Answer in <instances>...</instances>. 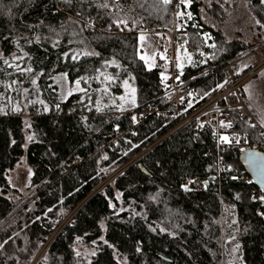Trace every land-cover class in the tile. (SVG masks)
I'll list each match as a JSON object with an SVG mask.
<instances>
[{
	"label": "trees",
	"instance_id": "obj_1",
	"mask_svg": "<svg viewBox=\"0 0 264 264\" xmlns=\"http://www.w3.org/2000/svg\"><path fill=\"white\" fill-rule=\"evenodd\" d=\"M3 2L13 4V0ZM218 2H211L213 17ZM104 3L109 6L99 7ZM240 4L252 16L257 35L264 37V27L256 24L257 20L264 24V2L241 0ZM201 5L200 0L190 2L193 20L201 29L187 24L185 30L189 44L208 54L204 69L237 56L251 42L229 39L221 27L206 24ZM172 12L173 7L161 0H15L10 16L0 14V52L10 63L34 70L20 75L0 60V68L6 69L0 72V108L8 113H0V242L11 237L0 249V264H31L48 241L36 264H264V216L257 212L258 207L264 212V205L257 187L236 174L237 168L243 169L238 149L220 153L226 170L219 175L213 131L188 124L130 162L179 117L150 115L133 126V116L118 115L115 98L124 78L136 89V103L144 105L161 104L154 98L162 83L159 67L147 68L139 59L135 29L117 32L115 22L140 18L159 26L170 22ZM88 20L99 30L87 27ZM133 27L139 28L138 23ZM202 30L215 47L207 45ZM83 45L100 55H81L73 61L72 50ZM25 52L28 56L22 60H12L13 54ZM103 60L119 64L114 82L103 76L87 83L82 80L87 94L74 92L62 98L54 76L67 73L71 82L99 76ZM39 72L44 75L36 90L30 79ZM224 79V72L218 71L197 85L196 95L210 96ZM12 80L17 85L5 89ZM105 87L107 94L102 91ZM15 88H28L29 94ZM97 101L103 111L96 110ZM17 104L21 111H11ZM230 118L234 131L261 142L235 114ZM21 159L31 169L29 189L34 190L16 205L13 196L20 192L9 185L7 176ZM119 167L122 171L105 183ZM188 177L201 178L204 189L184 190L181 183ZM77 243L96 254L88 259L77 256ZM237 243L239 250L232 252Z\"/></svg>",
	"mask_w": 264,
	"mask_h": 264
},
{
	"label": "built area",
	"instance_id": "obj_2",
	"mask_svg": "<svg viewBox=\"0 0 264 264\" xmlns=\"http://www.w3.org/2000/svg\"><path fill=\"white\" fill-rule=\"evenodd\" d=\"M161 1L163 2V0ZM170 4L178 9L181 8L180 0H171ZM89 26L94 30L98 29L92 24H89ZM138 33L165 34L169 38V44L164 53V67H159L160 72L163 73L161 76L162 91L154 98V100L159 99L161 104H147L142 109H137L134 112H131L136 117V122H133L132 125L135 126L139 124L150 115H159L167 118L179 117V120L169 131L161 135L146 149L136 155L133 158V161L137 160L145 152L150 150L154 145L161 142L173 131L188 124H193L195 129L208 128L213 131L215 147L217 149V171L219 175L221 171L226 170L223 168L220 157V153L223 150L238 149L241 151L243 149L250 148L264 152V136L261 135V133H264V127L260 126L261 117L256 113L250 103L242 98L240 91L242 84L250 75H252L253 71H248L243 74L240 73L237 65L235 64L236 61L239 60H236L234 57L230 60H227L222 65L219 64L209 68L201 74L189 75L187 74V71L190 70L187 68L189 66L187 63L183 64L181 60L177 59L179 55V49L176 48L177 52L175 49V45L177 46V37L186 40L181 29H177L175 26H173L172 29L168 31L157 30L143 26L141 30L138 31ZM182 53L187 52L183 50ZM189 61L191 60L189 59ZM177 64L183 66V75L180 76V81L176 80V76L180 73V70L177 68ZM262 67H264V65H262ZM218 71H222L225 74V79L221 83L223 87H217L214 93L209 97H198L196 95V86L203 80L216 74ZM204 73H207V75H204ZM165 77L167 78L165 79ZM225 81H227V83H225ZM181 97L184 98L183 101L181 100ZM129 113L130 112H127V114ZM231 114H235L239 120L245 122L247 125L255 124L256 127L251 128L255 130L261 139V142H251L245 134L234 131L233 125L230 128L221 127V121H223L225 124L231 122ZM201 124L203 127L200 126ZM221 135H228L229 138L233 140V142L231 144L221 142ZM235 138H239L240 143H235ZM236 174L241 180L252 182L251 177L245 172L244 169L237 168ZM190 181L192 183H190ZM185 185H187L190 191L204 189V182L198 177L184 178L181 183V187L184 190ZM260 197H264V191L258 189V198ZM259 200L260 205H264V201L261 199ZM257 212L259 215L260 213H264L261 211L260 207L257 208Z\"/></svg>",
	"mask_w": 264,
	"mask_h": 264
},
{
	"label": "rangeland",
	"instance_id": "obj_3",
	"mask_svg": "<svg viewBox=\"0 0 264 264\" xmlns=\"http://www.w3.org/2000/svg\"><path fill=\"white\" fill-rule=\"evenodd\" d=\"M200 1L202 2V5L200 7L201 19L206 24L212 25L213 27H218V26L221 27L223 29L225 35L229 39L237 38V39H241L243 41L251 42V44L248 46V48L246 50H244L242 53L238 54L237 56H234L236 58V60H239V61L235 60L236 61L235 64L237 65L238 70L242 71L243 69L248 68L249 66H254L255 68H259V65L264 63V37L257 35V30L254 29V26H255L254 23L255 22H254L252 16L249 15L246 10H242L243 6H240L241 0H236V2H233L234 0H220V2H218L219 6L216 7L214 10L215 11L214 17L211 15L212 8H214V7H212V4H211L212 0H200ZM169 5H171L173 7V12L171 14V20L169 23H162L159 26H150V25H147L140 18H137L135 20H129L127 22V27H125L124 24H120L117 32H123L124 33L127 30V28L132 29V30L135 29V31H133V32H135L138 35V43H139V46L141 48L142 42L139 41V36L141 35V33H138V31H140L143 26L153 28V29H157V30H168V31L171 30L173 26H175L177 29L182 30V32H183L182 34L186 38V40H184V39H180L179 37H177L176 38L177 46L175 45V49L176 48L179 49V53H178L179 55H178L177 59L181 60V62L183 64L187 63V65L189 67H191V68L187 67L188 69H190L189 71H187V74L190 75L191 71H194L193 73L198 75V74L205 72L209 68H212V67H209V68L201 69V67H204L207 63V62L203 63V61L207 60L208 54L205 53L202 49L197 48L198 46L194 47V46L189 44V36H188L187 31L185 30L187 27L186 25L191 24L192 27H194V26L198 27L197 30L201 29L194 22L192 15H191V19H189V17H188V13L191 14L190 3H188V2L183 3V4L181 3L180 9L176 8L175 6H173L170 3H169ZM181 12L184 13V15L178 16L177 13H181ZM214 19H215V21H214ZM192 20H193V23H190V21H192ZM116 22H118V20ZM116 22H115V24L117 25ZM137 23L139 25V28L136 29L133 26H136ZM89 24H92L94 27H97L96 24H94L92 21H89V20L86 21L85 25L87 27H90ZM90 29H92V28L90 27ZM121 29H123V30H121ZM92 30H94V29H92ZM97 30H99V29H97ZM202 31L204 34L207 33L205 30H202ZM202 31L200 32L201 34H202ZM144 35L146 37V41L143 43H145V44L151 43L156 48L155 56L152 55L151 49H148V48H141L140 49V52H141V53L139 52L140 55H145V53H146V59H147V57H152L151 59H148L147 64L145 63L144 60H142V61H144L145 66L147 68H154L157 66L158 67H164V62H165L164 53L166 51V48L168 47L169 38L167 37V35L160 34V33H156V34L147 33ZM204 37L205 36H203V38ZM204 40H205V42H207V45L209 47H211L210 46V45H212L211 39H205L204 38ZM177 49H176V52H177ZM183 50H185L187 53H182ZM84 51H91V49H89L86 45H83L81 48H75L71 52V57H72V55H74L76 53H80L79 56H81V55H83ZM189 59L191 61H189ZM230 59H232V58H230ZM105 61L111 62L113 60L101 61V65H100L101 69L97 73L99 74L100 72H104L105 76L110 75L115 79L114 74L117 71H119L120 66L117 67L118 63L116 62V64H109V66L105 67V64H104ZM226 61H224V62H226ZM224 62L220 63V65H222ZM245 65H246V67H245ZM61 74H63V73H61ZM61 74H58L54 77L60 76ZM162 74L163 73L161 72V76H162ZM105 76H103L104 80H105ZM124 80H127V79L124 78L122 80V83H121L122 91L118 95V97L124 96L127 93L128 97L130 99L131 98L130 88H132V87L129 84L130 88L126 89L123 86ZM259 81H261L260 87L258 89H256L254 86L256 84L258 85ZM53 82L56 84L57 89L60 92V94L64 97H67L68 92L72 88L75 87L74 83L69 81L68 77L66 80H61L60 82H57L55 79H53ZM107 82H109V81H107ZM244 82H246V83L240 89L242 98L244 100H246V96H244V94L248 93V91H245L246 93H244V90H245L246 86H248V85H253V87L249 91H253L256 97H258V95H260V97L264 98V77H262L259 72H256V73L250 75ZM80 87H82V85H80ZM74 92H78V91H74ZM34 98H37V96H35ZM121 103H123V102L118 99V105H120ZM145 105L143 103H138V104L136 103V106L132 107L131 104H126L125 105V108L127 109L126 111H120V110H118V107H117V112H118V115H126L127 112L131 113L137 109L140 110ZM257 113H259V115H261V117H262V114L260 111H258ZM130 115L134 116L133 113H131ZM198 140H200V138H198ZM133 158L130 159V162L133 161ZM122 169H123L122 167H119L115 171H113L108 176L105 183L111 181L115 177V175H117L120 171H122ZM7 178H8L9 185L11 187L15 188L18 192H20V195L15 194L13 196V199L15 200L16 205H19L20 203H22V201L27 200L29 197L32 196L30 194L32 193L34 188L29 189L30 188L31 169L26 164L25 159H21L12 169L9 170ZM105 183H103V185ZM100 188H101V186H100ZM23 192H24V194H22ZM71 216L72 215H70L69 217L66 218L67 219L66 222L71 218ZM47 243L41 247L39 253L32 260L31 264H36V262L44 255ZM75 252H79L81 254L80 256L84 257L85 259H88L89 258L88 255H90L93 252V249H88L87 247L82 246L80 243H77L76 247H75Z\"/></svg>",
	"mask_w": 264,
	"mask_h": 264
},
{
	"label": "snow or ice",
	"instance_id": "obj_4",
	"mask_svg": "<svg viewBox=\"0 0 264 264\" xmlns=\"http://www.w3.org/2000/svg\"><path fill=\"white\" fill-rule=\"evenodd\" d=\"M170 2H171V0H163V3L164 4H169ZM180 2L182 4L183 3H186V2L190 3L191 0H180ZM262 2H264V0H262ZM14 3H15V0H13V4H11V5L4 4L3 0H0V14H6V15H9L10 16L11 15V11H12V6L14 5ZM108 6L109 5L107 3H104V4L99 5V7H102V8H107ZM141 7H143V5H141ZM177 15L178 16H182V15H184V13H182V12L181 13H177ZM188 17H189V19H191V14L190 13H188ZM116 23H117V27H119L120 24H124V26L127 27V18H121ZM256 24L260 25L261 27H264V24H261V22L259 20L256 21ZM109 27H111V25H109ZM121 30H123V29H121ZM129 30H131V29H129ZM204 36H205V39H211V36L209 34H207V33H205ZM5 39H7V37H5ZM139 41L142 42L141 43V48L151 49L152 50V55L155 56V54H156V48H155V46H153L151 43H147V44L143 43V42L146 41V37H145V35L143 33H141V35L139 36ZM37 42H39V37H37ZM58 43H59L58 41L55 42L53 44V47H55ZM210 46L211 47H215V44L210 45ZM137 51L139 52L140 49H137ZM79 55H80V53H76V54L72 55L71 59L73 61H75V60H77L79 58ZM83 55L84 56H99L100 53L95 52V51H84L83 52ZM24 56H28V53L27 52L23 53V56H17L15 54H13L12 55V60L13 61H20V60L23 59ZM64 56H65V58H67L68 57V53H65ZM151 58L152 57H147V59H146V53H145V55H140L139 56V59L144 60L146 64L148 62V59H151ZM211 58H214V56L211 57ZM0 60H2L3 64L6 65L8 68H14L15 72L20 73V75L32 74L33 71H34L33 68L30 65L27 66V67H21V65L19 63H10L9 59H7V58L4 57V53L3 52H0ZM206 62H207V60L203 61V63H206ZM104 64H105V67H107V66H109V64H116V61L115 60H113L111 62L105 61ZM117 67H119L118 64H117ZM182 67H183L182 65L177 64V68L180 70L179 75L176 76V80L177 81H180V76L183 75ZM245 67H246V65H245ZM5 71H6V69L0 68V72H5ZM13 74L14 73H8V75H13ZM237 74H239V73H237ZM42 75H44V73L43 72H39V73H36L35 78H31L30 79V83L32 84L33 88L36 89V90H38L37 81H38V79ZM204 75H207V73H204ZM261 75H264V73H262ZM100 76H105V73L104 72H100L99 73V76H95V77H81L80 79L75 80L73 82L74 85H75V87L72 88L68 92V95H72V93L74 91L84 92V93L87 94V90L85 88L80 87L81 81L83 80L85 83H87L89 79H97L98 80ZM166 78L167 77H165V79ZM53 79H55L57 82H60L61 80H66L67 79V73H63L60 76L54 77ZM194 79H195V77H194ZM105 80L106 81H109V82H114V78L112 76H110V75L105 76ZM0 83H3V82L0 81ZM17 83H18L17 80H12L11 83L5 84L4 87H5V89H12L15 85H17ZM181 83H182V81H181ZM225 83H227V81H225ZM123 86L126 89H129L130 88L129 83H128V80H124L123 81ZM49 87H51V85H49ZM217 87H223V85L218 84ZM252 87H253V85L246 86L245 91H249ZM15 90L18 93L22 91V93L25 96H27L29 94V89L28 88H22V89L21 88H15ZM213 90H215V89H213ZM95 91H101V89H97ZM102 91L105 94H107L108 93V88L105 87L104 89H102ZM130 91H131V98L130 99H129L127 93L124 96H120V97L115 98V99H119V100H121L123 102V103H121L120 105L117 106L118 107V110H120V111H126L127 110L125 108V105L126 104H131L132 107H135L136 106V98H135L136 89L135 88H130ZM207 94L208 93H205V95H207ZM233 95H234V93H233ZM62 98L66 99V97H62ZM115 99H113V104H115ZM183 99L184 98L181 97V100L182 101H183ZM89 100H91V97H89ZM39 102L41 104H43V101H39ZM28 103L29 104H35L36 101L29 100ZM81 103H83V100H81ZM25 107H27V105H25ZM104 107H107V105H104ZM56 108L57 109L59 108V105L58 104L56 105ZM47 110H48L47 109V106H45V111H47ZM89 110H91V109H89ZM96 110L97 111H103V108L100 107V102L99 101L96 102ZM11 111H13V112H20L21 111V108H20L19 104H17V106L13 107L11 109ZM0 113H3L5 115L8 114L7 112L4 111L3 108H0ZM132 120H133V122H136V117L133 116L132 117ZM28 126L30 127L31 125L29 124ZM200 126L203 127L202 124ZM260 126L261 127H264V115H262V118L260 120ZM221 127H228V128H230V127H232V124H231V122H229L228 124H225L223 121H221ZM249 127H253L254 128V127H256V125L255 124H249ZM261 135L264 136V133H261ZM27 139L29 141H32L33 140V136L29 135L27 137ZM220 141L223 142V143H229V144H231L233 142V140H231L228 135H221L220 136ZM13 143H15V141H13ZM235 143H240V139L239 138H235ZM26 146L27 145H25V147ZM126 154L127 153H125V155ZM104 159H107V156H105ZM250 159H251V157H250ZM233 179H236V177H233ZM190 183H192V182L190 181ZM205 184H207V182H205ZM184 187H185V190H190V189H188L187 185H185ZM237 199H239V197H237ZM253 199H256V198L254 197ZM259 199H261L262 201H264V197H260ZM113 207H114V205H113ZM48 211H51V209H48ZM260 215L264 216V213H260ZM233 222H235V221H233ZM161 230L163 231V229H161ZM153 231H155V229H153ZM10 239H11V237H9L8 239H5L3 242H0V249H2L5 246V244L8 243V240H10ZM233 239H235L234 236H233ZM101 240H103V237H101ZM104 243H107V241H104ZM109 247H111V245H109ZM239 248H240V245L237 243L235 245V247L233 249H231V251L232 252H237L239 250ZM136 251L139 252L140 251V248L137 247ZM91 254L92 255H95L96 253H95V251H93ZM76 255L77 256H80L81 254L79 252H76Z\"/></svg>",
	"mask_w": 264,
	"mask_h": 264
},
{
	"label": "water",
	"instance_id": "obj_5",
	"mask_svg": "<svg viewBox=\"0 0 264 264\" xmlns=\"http://www.w3.org/2000/svg\"><path fill=\"white\" fill-rule=\"evenodd\" d=\"M259 71L260 74L264 73V67ZM238 161L257 189L264 191V152L250 148L243 149L239 151Z\"/></svg>",
	"mask_w": 264,
	"mask_h": 264
},
{
	"label": "crops",
	"instance_id": "obj_6",
	"mask_svg": "<svg viewBox=\"0 0 264 264\" xmlns=\"http://www.w3.org/2000/svg\"><path fill=\"white\" fill-rule=\"evenodd\" d=\"M138 45H139V43H138ZM139 47H140V46H139ZM140 49H141V48H140ZM140 53H141V52H140ZM139 55H140V54H139ZM143 62H144V61H143ZM144 65H145V64H144ZM262 65H264V63L260 64V65H259V68H255V67L253 66L252 69L249 70V71H253L252 74H254V73H256V72H259V73H260L259 69H260V67H262ZM246 69H247V68H245V69H243L242 71H239V72L242 73V72H244ZM262 77H264V76H262ZM245 83H246V82H244V83L242 84L241 88L243 87V85H244ZM260 84H261V81H259V84H258V85L256 84L254 87H255L256 89H258V88L260 87ZM255 88H254V89H255ZM244 93H246L245 90H244ZM256 94H257V93H256ZM244 96H246V100H245V101H247L248 103H250V105L254 108V110L256 111V113H257L258 111H260L261 114L264 115V98L260 97V95H258L259 98L256 97L253 91H248V93H247V94H244ZM257 114L259 115V113H257ZM259 116L261 117V115H259ZM261 118H262V117H261Z\"/></svg>",
	"mask_w": 264,
	"mask_h": 264
}]
</instances>
